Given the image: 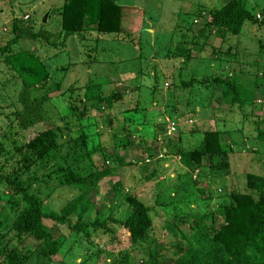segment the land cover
Instances as JSON below:
<instances>
[{
    "label": "trees",
    "instance_id": "16d2710c",
    "mask_svg": "<svg viewBox=\"0 0 264 264\" xmlns=\"http://www.w3.org/2000/svg\"><path fill=\"white\" fill-rule=\"evenodd\" d=\"M116 1L64 0L61 26L56 36L45 33L43 29L34 31L30 22L19 18L11 21L9 33L12 37L0 47V57L20 78L21 85L17 89L16 98L20 108L5 115L11 118L5 125V134H0V192L7 191L8 194L6 197L0 196L3 199V204L0 205V264H246L244 259L247 258H257L250 264H264V130L261 126L262 117L253 113L251 115L252 111H245L254 109L251 103L257 85L264 90V71L260 74L261 82L248 83L249 86L244 87L241 80L245 75L235 72L229 76L218 73L204 76L199 81L202 85L208 83L210 87V95L203 107L213 105L220 109L222 105L225 110L217 111L226 114L234 127L221 126L214 131H203L200 136H195L197 141L190 146L181 143L182 132L173 123L178 117L172 118L167 114L166 117L173 121L169 123L165 117L155 123L143 121L148 104L144 100L139 101L138 91L146 81L141 80L136 85V90L132 91L136 92V96H131L128 100L132 107L123 110L125 115L120 131L126 138L134 134L140 143L148 146L142 148L145 158H148L149 148L151 154L154 153L155 144H168L166 148L163 147L165 155L167 152L172 153L170 156L176 157L179 166L190 175L201 173L196 178V175L192 178L190 176L189 181L197 198L206 201V205L228 186L221 176L234 172L232 165H229V158L232 154L240 153V150H233L232 147L242 146L251 140L247 145L254 147V150L248 149L245 152L256 155L253 159L255 169L253 165H248V170L241 173V188L222 192L214 209L193 215L182 210L172 214L171 219L163 214L165 219L155 229L150 207L134 194L118 193L121 189L118 182L112 183V188L104 195L98 194L99 182L108 179V176L116 173L123 165L143 164L139 162L140 158L134 159L136 162L133 163H122V155L111 153L110 148L101 146L100 143H92L89 135L84 132L87 129L84 125L87 126L90 121L87 116L89 109H111L113 103L122 99V94L113 89L102 93V88L110 86L108 77L88 80L82 87L76 86L74 82L65 85V79L61 83L52 82L47 86L49 76L38 58L30 53H4L20 40L33 41L41 38L49 47L57 49L62 47L66 37H74L78 41L89 37L84 32L103 36L118 35L124 29L120 23L121 17L128 15L130 11H134L136 15L137 10L116 7ZM150 1L143 0L146 7ZM247 1L226 0L219 8L206 10L202 18L204 24L198 35L193 37V43L200 38L217 37L222 43L226 39L224 36L230 40L237 37L244 23L252 25L256 22L255 15L251 12L254 8L261 15L258 25L264 27V0H252L251 6L247 5ZM206 7L208 6L204 5ZM124 33L126 37L130 36L129 32ZM59 39L61 42L57 41ZM69 50L68 54L71 53ZM214 50L216 55L219 54V46L212 53ZM190 52L191 49L177 55L166 52L162 57L181 59L178 64L181 63L184 67ZM143 58L145 57L141 53L138 61L135 59L134 62L140 64ZM58 69L62 75L66 74L65 69ZM180 71L177 68L178 81L173 79L168 84L165 81L160 84L154 71L148 85L150 96L160 92L164 85L173 96L177 94L174 96L176 101L189 107L181 115L187 113L192 117L193 105H201L204 98L192 95V74L184 79ZM65 86L67 88H63ZM77 89L82 91L79 108L72 102L75 93L71 96ZM180 90L186 92L184 96L178 95ZM105 116L107 125L116 117ZM69 120L78 122L80 132L75 138L59 141L60 128L56 124L58 122L65 126L70 123ZM218 121L223 125L221 119ZM39 123L49 127L33 132ZM243 124L248 128L245 131L242 129ZM232 132L247 140L233 142ZM165 133L171 136H165ZM225 139L227 142H224ZM169 140L173 142L170 143ZM121 147L126 149L127 146L123 144ZM104 163L110 164V167L104 166ZM212 180H222L223 183L216 187V195L208 188V183ZM50 187H66L74 193L54 208L49 202L54 190ZM117 193L121 200L118 205L120 210L116 211L115 208L110 211L115 204L113 196ZM98 200L101 206L94 205ZM154 203L158 207H166ZM9 231L10 237L3 241L4 235ZM26 239H31L33 245L23 249L21 245ZM13 240L18 243L17 246L11 245ZM67 242L75 245L68 248L65 246ZM77 259L79 261L76 262Z\"/></svg>",
    "mask_w": 264,
    "mask_h": 264
},
{
    "label": "rangeland",
    "instance_id": "374dc122",
    "mask_svg": "<svg viewBox=\"0 0 264 264\" xmlns=\"http://www.w3.org/2000/svg\"><path fill=\"white\" fill-rule=\"evenodd\" d=\"M63 2L64 0H0V47L4 46L6 41L12 37L9 31L13 18L30 22L31 29L34 31L43 29L45 33L58 35L61 26ZM145 2L143 0H117L115 2L116 7H131L137 10L136 15L134 11H130L128 15L121 17L120 23L124 29L118 35L103 36L84 32L83 34L89 37L81 41L76 40L74 37H72L73 39L66 37L63 39L62 47L59 46L57 49L49 47L41 38L33 41L29 39L20 40V42L12 44L10 50L4 53L5 55L17 52L30 53L38 58V62L41 63L49 76L46 82L47 86L52 82L61 83L65 79V85L74 82L76 86L80 85L82 87L88 80L108 77L110 86L102 88V93L105 94L108 90L113 89L115 92L122 94V99L118 103H113L111 109L103 108L99 111L94 108L89 109L87 116L90 121L87 126L84 125L87 129L83 131L89 135V140H92V143H100L101 146L110 148L111 153L122 155V163H133L136 162L134 159L140 158L141 161L139 160V162L143 164L130 163L131 165L128 166L123 165L116 173L108 176V179L99 182L97 186L98 194L100 196L104 195L109 188H112V183L118 182L121 187L118 193L134 194L146 206L150 207L153 228L158 229L159 222L165 219L163 214L166 215L167 219H171L172 214H175V212L180 213L182 210H187L190 215H193L214 209V206L221 198L222 192L234 191L237 187L241 188L243 185L241 173L248 170V165H253L255 169L256 164L253 163V159L256 158V155L245 152L248 149L254 150V147L247 145L251 140L247 142V139L243 138L244 136H239L236 132H232L234 133L233 142L246 141V144L232 147V149L234 148L233 150H240V153L232 154L231 158H229V165H232L231 169L234 172L230 175L229 172L221 176V179L225 180L224 183H227L228 186L224 185L226 187L225 190L219 192L217 198L216 196L212 197L206 205V201L203 202L197 198V193L189 181V179L195 175L196 178L201 173L190 175V173L179 166L176 157L170 156V154L173 155L172 153L167 152L168 156L165 155L164 148L168 144L165 142L155 144L154 153L151 154V149L149 148L148 158H145L142 148L145 149L148 146L140 143L139 139L134 137V134L129 138L123 136L122 131H120L122 119L125 115L123 110L132 107L131 102L128 101L131 96H136V92L132 91L136 90L134 88L141 80L146 81L138 91L139 101L144 100L145 104H148V107L145 108L143 121L155 123L166 118L165 120L169 123L173 121L167 118V114L171 115L172 118L178 117L173 123L177 124L178 130H181L180 132L183 135L181 143L185 146L195 144L197 141L195 136H200L203 131H214L221 128V126L223 128L224 126L232 128L234 127L233 123L228 121L227 115L217 111L225 110L222 105L220 109L219 107L215 108L213 105H209L211 107H203L206 104V98L210 95V87L208 83L202 85L199 81L204 76H214L217 73L221 76H229L235 72L236 74L245 75L241 80L243 87L249 86L248 83L254 82L258 84L260 74L264 71V27L258 25L261 15L254 8L251 9V12L254 13L256 22L252 25L248 22L244 23L237 37L230 40L227 39V36H224L226 39L222 43L217 37L200 38L199 41H194L193 43V37L198 35L204 24L202 19L204 12L211 8H219L226 0H151L147 7ZM251 4L252 0H248L247 5L251 6ZM17 5L18 7H16ZM204 5L208 7L204 8ZM44 14L46 16L44 22H42L41 18ZM197 15L200 17H197ZM124 32H129L128 35L130 36L126 37ZM57 41L61 42L60 39ZM218 46L219 54L216 55L215 50L213 53L212 50ZM186 49H191V52L189 60L184 67L181 63L178 64L181 59H163L162 57L166 52L177 55ZM68 50L71 52L70 54H68ZM141 53L145 58L141 59L140 64L139 62L137 64L134 61L135 59L138 61ZM58 68L65 69L66 74L62 75ZM177 68H180V75L184 79H188L190 74H192L194 79L192 95L195 98L199 95L204 98L201 105H198V103L193 105L194 114L192 117H189L187 113L181 115V112H186L189 107L182 105L181 101H176L174 96H177V94L175 93L176 95L173 96L172 93H169L164 88V85L160 92L152 93L153 96H150L148 85L152 81V76L156 74L160 84L162 81L168 84L173 79L178 81L176 78ZM163 76H165V79L162 80ZM181 76L180 78H182ZM20 85V78L9 66L3 63L0 57V134H5V125L11 118L5 115L20 108L16 101L17 89ZM257 87L251 103L254 109L245 111H252L250 112L251 115L253 113L262 117L261 126L264 130V90ZM81 92V89L80 91L77 89L71 94L73 97L75 93V98L72 102L74 106L78 105V108L80 107L78 102ZM185 93H183V90L178 91L179 96L180 94L184 96ZM208 104L211 103L209 102ZM105 115H115L116 117L107 125L105 123L107 116ZM219 119L222 120L223 125L218 121ZM84 122L85 119H83ZM117 123H119V126ZM56 125L60 128L58 131L60 134L59 141L75 138L80 132V126L75 120H71L65 126L58 122ZM169 125L167 127L170 128ZM48 127L44 123H39L34 127L33 132L41 131ZM150 128L151 126L148 127V129ZM246 128L243 124L242 129L245 131L248 129ZM90 131L95 133V135L93 133L90 134ZM165 134V136L169 135ZM1 140L2 138L0 137ZM18 142L23 143L22 140H18ZM169 142L173 141L169 140ZM224 142H227V139ZM123 144L127 146L126 149L121 147ZM53 160L55 161V159ZM40 163L39 161L38 164ZM104 166L110 167V164L104 163ZM45 170L49 171V169ZM220 172L218 171V173ZM222 180H212L209 183L206 181L208 188L214 192V195L217 193L215 191L216 187L223 185ZM73 193V190L66 187L54 188L49 197V202L56 208L58 204L65 201ZM118 193L113 196L115 204L109 209L110 211L115 208L117 209L116 211L120 210L118 205L121 200ZM0 194L1 197L8 196L7 191L0 192ZM95 202V206H101L99 200ZM154 202L166 207H158ZM2 204L3 199H0V205ZM104 208L106 209V207ZM10 234L11 231L7 232L3 237V241L7 240ZM26 240L21 245L23 249L33 245L32 241H30L31 239ZM11 245L17 246L18 243L13 240ZM74 245L72 242L65 244L68 248ZM244 260L247 261L246 264H250L252 260L256 261L257 258Z\"/></svg>",
    "mask_w": 264,
    "mask_h": 264
},
{
    "label": "water",
    "instance_id": "95a60500",
    "mask_svg": "<svg viewBox=\"0 0 264 264\" xmlns=\"http://www.w3.org/2000/svg\"><path fill=\"white\" fill-rule=\"evenodd\" d=\"M45 16H46V14H44V15L42 16V18H41V21H42V22H44Z\"/></svg>",
    "mask_w": 264,
    "mask_h": 264
}]
</instances>
